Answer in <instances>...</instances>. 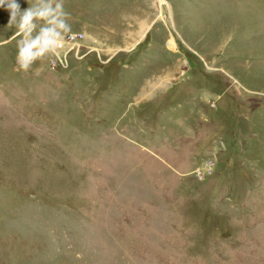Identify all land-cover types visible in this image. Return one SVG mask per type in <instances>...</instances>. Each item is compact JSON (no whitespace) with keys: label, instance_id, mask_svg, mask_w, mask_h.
Instances as JSON below:
<instances>
[{"label":"rangeland","instance_id":"obj_1","mask_svg":"<svg viewBox=\"0 0 264 264\" xmlns=\"http://www.w3.org/2000/svg\"><path fill=\"white\" fill-rule=\"evenodd\" d=\"M0 264H264V0H2Z\"/></svg>","mask_w":264,"mask_h":264},{"label":"built area","instance_id":"obj_2","mask_svg":"<svg viewBox=\"0 0 264 264\" xmlns=\"http://www.w3.org/2000/svg\"><path fill=\"white\" fill-rule=\"evenodd\" d=\"M58 41L54 40L55 43H54V45L52 44V47H51L55 53L53 55V58L51 59V61L53 63L52 67H55V65H60V67L66 68V66L69 63L67 60V55H68L67 53H69L70 50L68 51V49H66V50L63 49V50L58 51L56 48L61 45V43L57 44Z\"/></svg>","mask_w":264,"mask_h":264},{"label":"clouds","instance_id":"obj_3","mask_svg":"<svg viewBox=\"0 0 264 264\" xmlns=\"http://www.w3.org/2000/svg\"><path fill=\"white\" fill-rule=\"evenodd\" d=\"M0 3H2V0H0ZM11 7H13V8H16V7H18L15 3H13L12 5H11ZM30 18V14H29V16L28 17H26L25 19L27 20V19H29ZM25 67H26V65H25Z\"/></svg>","mask_w":264,"mask_h":264}]
</instances>
